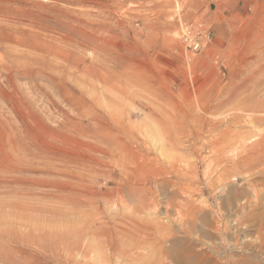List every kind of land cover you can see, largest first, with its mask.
<instances>
[{
	"label": "rangeland",
	"instance_id": "1",
	"mask_svg": "<svg viewBox=\"0 0 264 264\" xmlns=\"http://www.w3.org/2000/svg\"><path fill=\"white\" fill-rule=\"evenodd\" d=\"M103 113L154 160L141 187L173 199L138 248L78 233L124 181L111 156L95 174L70 159L108 149ZM77 183L91 205L62 202ZM0 223V264H264V0H0Z\"/></svg>",
	"mask_w": 264,
	"mask_h": 264
},
{
	"label": "bare ground",
	"instance_id": "2",
	"mask_svg": "<svg viewBox=\"0 0 264 264\" xmlns=\"http://www.w3.org/2000/svg\"><path fill=\"white\" fill-rule=\"evenodd\" d=\"M100 82H102V85H104L105 82H106V79L104 78ZM261 108H262V106H261ZM261 108H259V110ZM255 109H258V108H255ZM109 113H111V112H109ZM93 115H94L95 121H96V123L94 125L96 127V131L98 133H100L104 137V143L108 145V149L107 150L106 149L105 150H97V148L92 147V145H91V147L89 145L86 146L85 144H83L81 142L79 143L78 140H77V143H74L75 148L77 150V154H72V156L70 155L71 156L70 159L72 160V162H74L72 164H74L78 168H81V169H83L85 171H89V172L91 171L92 174H95L97 169L95 167H91L90 165L91 164L100 165V163H99V161L94 159L92 154L97 153V154H100V155H103V156H111L114 159L112 161V164L114 162L116 167L119 168V170L122 173L120 175H122L124 177V181L123 182H117V187L114 188V190L110 191L108 193V195L106 193V195L100 196V198H102L105 201L106 204L110 205V209L113 211V215L109 218V221L107 220L108 222H104L101 219L97 220V218L99 216H97V218H96V215H98V214H96L95 218H94V219H96V221H92L91 224H90V221H89V223L87 222L89 225L86 223L87 225L85 224L86 225L85 228H81L80 230H78V227L76 226L77 230H78V233H80V234L90 233V235L93 234V235L102 236L101 238L105 237V239L108 240V243L106 244V247H107L108 250L113 248L112 246H113V244L115 242H119V243L121 242L122 243L123 241L124 242L125 241L129 242L130 244H132L131 246H133L134 248H138L142 244L145 245V243L148 242V241L156 240V235H163L164 234V232L166 230L165 227H163L164 224L161 225L160 222H159V219L157 217H153V216H154V214L157 211H159L158 209H160V207L163 206V208H164L163 215H165V217H166L167 216L166 215L167 209L169 207H172L171 205H174L172 203L173 199L172 198L168 199V196L167 197L163 196V198L159 199L158 196L156 197L155 195L152 194L153 192L149 193L150 192L149 190L145 189L144 187H141L142 182H144L145 180H146L145 182L148 181L146 179V175L154 171V166L153 165L155 163L152 164L154 162V160L151 163L148 160H144L143 161V158H142V161L137 159L136 155H137L138 152H136L134 150L135 148L133 149V146H131L130 143H129L130 140L132 141V140L136 139V137L134 136V134L132 132L133 128H132V131H131V129H130L131 127L129 128V127H126V125H123V124L119 123L118 121H116V119L113 118L112 115H107V114H104V113H103V115H98V114L97 115L93 114ZM163 130H165V129H163ZM247 140H249V139H247ZM138 143H140V142H138ZM142 156H144V154ZM69 162L71 163V161H69ZM149 176H151V175H149ZM143 185L145 186V184H143ZM76 186L81 187L82 191L81 192H71V193H69L70 195L67 196V197H64L62 199V202L70 203L73 206H81V207H85L87 205H91V200L92 199H90V196H93V197H95V196H94V194H92L90 191L87 190V184L85 185L84 183L83 184L82 183L81 184L77 183ZM179 190H177V191H179ZM63 191H65V190H63ZM181 192L182 191L180 190L178 192V194L177 193L176 194L179 196V195H181L180 194ZM182 194H183V192H182ZM64 196H66V195H64ZM171 196H173V195H171ZM174 197H176V196H174ZM162 199L164 200L163 202L161 201ZM166 199H168L169 201L166 200ZM180 211L178 209L177 212H176V214L178 216H181ZM34 213H35V211H34ZM24 216L25 215L23 214V217ZM26 216L28 217V215H26ZM147 216L148 217L152 216L153 218H147L146 219L145 217H147ZM166 220H167V218H166ZM14 223H16V221ZM18 223H20V222H18ZM18 223H16V224H18ZM22 223H23V221H22ZM21 225H23V224H21ZM81 225H83V223ZM85 225H83V226H85ZM150 225H151V227H149ZM69 230H70V228H69ZM69 230L66 231V232H70ZM50 231H51V229H50ZM74 232H76V231H74ZM74 232H72V233L74 234ZM57 235L58 234L54 235V237L55 238L58 237ZM84 237H85V235H84ZM56 239H58V238H56ZM59 242H58V244H59ZM74 243H75V241H74ZM74 243L73 244L71 243L72 246H73L72 248H70L68 246L70 248V250L69 249L68 250L69 251L72 250V254H74L73 251L76 252V251H79L80 249L82 251H84L83 253L86 254V248H84L86 245L84 246L82 244L84 246V247H82L81 243H80V245L76 244L78 242H76L75 244ZM64 246H66V245H64ZM160 246H159V249L162 252L159 251V250L158 251L163 253V254H167V253H164V251H163L165 249H163V247H160ZM52 247H53V245H52ZM57 248H58V246H57ZM59 248H58V250H59ZM91 248H92V246H91ZM68 250L67 249L65 250L67 254H68ZM55 251H57V250L55 249ZM117 251H119V250H117ZM132 254H134V253H132ZM85 257H87V256L85 255ZM70 259H71V257H70Z\"/></svg>",
	"mask_w": 264,
	"mask_h": 264
},
{
	"label": "built area",
	"instance_id": "3",
	"mask_svg": "<svg viewBox=\"0 0 264 264\" xmlns=\"http://www.w3.org/2000/svg\"><path fill=\"white\" fill-rule=\"evenodd\" d=\"M181 41L190 52L195 54L201 51L206 36L201 30L193 26H185L181 33Z\"/></svg>",
	"mask_w": 264,
	"mask_h": 264
}]
</instances>
